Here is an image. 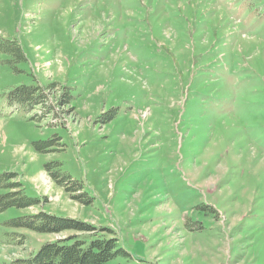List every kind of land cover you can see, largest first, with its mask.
I'll list each match as a JSON object with an SVG mask.
<instances>
[{"label":"rangeland","instance_id":"rangeland-1","mask_svg":"<svg viewBox=\"0 0 264 264\" xmlns=\"http://www.w3.org/2000/svg\"><path fill=\"white\" fill-rule=\"evenodd\" d=\"M0 40L23 56L0 52V176L40 202L0 213V264L100 234L128 255L106 264H264V0H0ZM39 211L96 232L9 226Z\"/></svg>","mask_w":264,"mask_h":264},{"label":"trees","instance_id":"trees-1","mask_svg":"<svg viewBox=\"0 0 264 264\" xmlns=\"http://www.w3.org/2000/svg\"><path fill=\"white\" fill-rule=\"evenodd\" d=\"M0 52L14 55L16 61L23 60L21 50L14 43H4L0 40ZM57 87V84L52 83L45 90H53ZM60 95L58 103L66 107L69 103L68 95L64 90ZM7 100L11 105H18L22 108L40 106L43 117L50 114L47 96L40 88L26 86L16 88L9 93ZM57 142L58 137L53 135L49 141L34 143L33 147L36 152L45 154L49 153L52 145ZM44 171L49 179L68 195L71 201L83 203L79 185L70 176L62 173L56 162L46 163ZM16 177L14 173H5L0 176V213L11 208L33 209L40 204L39 200L28 198L23 194L20 184L15 182ZM44 200L46 199L44 198ZM9 226L46 235H60L70 232L94 235L96 232V229L87 223L70 218L56 217L43 211H39L35 215L11 220ZM100 231L107 230L100 229ZM75 238L76 235H71L65 239L46 242L33 256L25 260L14 261L11 264H106L118 255L128 256L117 248L115 238H105L100 234L96 237L97 239L89 243L75 240ZM22 244V241H19L18 245Z\"/></svg>","mask_w":264,"mask_h":264},{"label":"bare ground","instance_id":"bare-ground-1","mask_svg":"<svg viewBox=\"0 0 264 264\" xmlns=\"http://www.w3.org/2000/svg\"><path fill=\"white\" fill-rule=\"evenodd\" d=\"M42 178V177H41Z\"/></svg>","mask_w":264,"mask_h":264},{"label":"crops","instance_id":"crops-1","mask_svg":"<svg viewBox=\"0 0 264 264\" xmlns=\"http://www.w3.org/2000/svg\"><path fill=\"white\" fill-rule=\"evenodd\" d=\"M50 242V241H49Z\"/></svg>","mask_w":264,"mask_h":264}]
</instances>
